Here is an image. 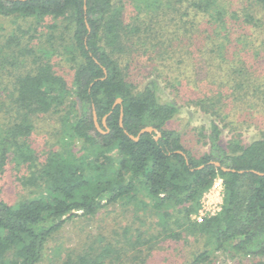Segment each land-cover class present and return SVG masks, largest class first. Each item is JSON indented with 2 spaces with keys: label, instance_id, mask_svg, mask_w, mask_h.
<instances>
[{
  "label": "trees",
  "instance_id": "1",
  "mask_svg": "<svg viewBox=\"0 0 264 264\" xmlns=\"http://www.w3.org/2000/svg\"><path fill=\"white\" fill-rule=\"evenodd\" d=\"M156 1L187 6L188 16L213 24L216 33L224 30L225 37L230 31L227 17H240L243 24L264 31L261 14L251 11L255 7L264 11V0L141 3L151 7ZM158 9L154 7L152 12ZM122 14L116 0H0V16L10 27L0 37V72H6L8 88L7 100L0 98V174L9 153L14 157L18 152L16 155L34 168L36 191H41L14 204L0 199V264H38L46 243L68 220L91 217L110 204L122 202L145 204L146 218L157 217V228L166 220L167 227L155 229L157 236L148 238L139 228L132 235L131 228L124 227L122 237L130 235V247L121 243L125 239L107 240L99 235L92 238L90 252L78 254L73 264H117L125 251L143 238V243L149 244L156 237L180 236L172 228L176 219L171 208L185 210L182 225L186 230L207 234L209 248L184 264L208 263L212 254L220 251L232 257L264 258V175L257 173H264V139L245 144L233 135L224 146L221 129L212 120L209 150L200 155L191 153L180 133L166 127L178 111L175 103L159 101L153 80L136 89L119 68V52L127 49L130 41L124 42L131 36L147 39L146 34L154 29L151 20L147 25L138 22L128 32ZM47 18L51 24H43ZM198 26L199 22L194 26L196 32ZM54 57L71 63V84L55 72ZM242 65L243 69L225 82L238 90H246L248 85L254 93L260 91L262 81L256 79L251 87L255 74ZM238 93L236 98L243 100L245 93ZM117 98L121 103L113 107ZM194 101L204 111L219 113L215 99ZM93 110L103 133L94 124ZM34 113L57 115L62 127L61 138L53 145L58 147L49 149L43 161L17 141L34 128L30 122ZM104 116L106 126L102 124ZM146 126L155 127L160 135L155 138L154 132H144L137 140L129 136H137ZM13 147L17 149L13 151ZM211 161L230 170L224 171ZM217 179L222 181L220 209L201 222L191 221L201 197ZM153 249L150 245L146 252ZM69 261L66 258L61 264Z\"/></svg>",
  "mask_w": 264,
  "mask_h": 264
},
{
  "label": "rangeland",
  "instance_id": "2",
  "mask_svg": "<svg viewBox=\"0 0 264 264\" xmlns=\"http://www.w3.org/2000/svg\"><path fill=\"white\" fill-rule=\"evenodd\" d=\"M116 2L122 6V17L124 24L128 26V32L134 30L139 25L138 22L143 25L149 24L151 20L154 22L151 24L154 29H150V33L146 34L147 39L143 36L138 40L137 36H131L133 39L129 37L124 42L130 41L127 49L119 52V68L136 89H141L147 82L153 80L156 82L159 101L175 103L178 111L167 122L166 127L180 133L191 153L200 155L209 150L207 142L212 120L221 129V143L224 146L233 135L238 136L245 144L255 139H264L263 29L254 30V27L243 24L240 17L237 18L238 20L227 17V29L230 31L225 37L224 30H222L223 34L216 33L212 30L213 24L210 27L200 18H194L191 14L188 16L189 8L182 4L163 5L156 1V4L150 7L143 5L141 0H116ZM154 7L159 9L152 12ZM251 11L256 16L261 14L260 17L264 20V11L258 7ZM149 14H153V18ZM197 22L199 26L196 32L194 26ZM51 23L50 18L43 22V24ZM9 28L8 20L0 16V37L5 35ZM158 33L160 35L156 39ZM52 59L55 72L71 84L73 75L71 63L62 57ZM242 63L255 74L250 83L251 87L254 86L256 79L262 81L263 86L260 87V91L256 90L254 93L248 85L246 90L244 88L238 90L237 87L229 86L231 83L225 82L227 77H234L237 70L240 72V69H243ZM181 70L184 74L180 73ZM5 75L6 72H0L1 100L5 98L7 100L8 97ZM238 92L245 93L243 100L236 98ZM207 97L217 100V108L221 115L213 114L209 110L204 111L199 105H194V100L207 99ZM3 121L5 120L2 117ZM30 122L33 123L34 128L27 136L20 137L17 141L21 143L20 146H27L28 151L32 152L39 161H43L49 149L58 147L53 145H57V140L61 138V123L57 115L41 113L30 115ZM15 149L17 148L13 147V151ZM22 150L25 151L24 148ZM16 154L13 157L9 153L0 174V199L9 204L41 192L36 191L38 188L35 187L37 179L34 168L28 166V163L22 160L23 157ZM218 182L219 179L203 194L198 211L190 216L191 221L199 222L198 218L215 214L220 209L222 188L219 187ZM140 197L148 202L144 196ZM147 204H151L150 201ZM144 208L145 204L113 203L91 217L77 216L68 220L46 243L38 264H61L66 258H70L69 263L73 264L75 258L78 260V254L82 256L85 252H90V247L94 244L92 238L99 235H104L107 240L125 239L126 241L121 243L128 245L129 241L131 242L130 235H126L128 239L122 237L124 227L128 226L132 235L136 234L135 230L139 228L146 234L145 238L150 235L157 236L158 231L155 229L166 228L167 221L163 220L161 227L157 228L154 220L158 218L147 219ZM171 210L176 219L172 228L175 232H180V236L169 239H165L164 236L156 237L149 244H144L143 238L135 245L134 248L137 249L125 251L121 259L116 261L117 264H184L200 251L209 248L207 234L186 230L185 225H182L185 210L179 209L181 212L177 209L171 208ZM142 218L143 221L140 222L139 219ZM131 238L134 240L135 236ZM150 245L154 249L147 253L146 249ZM139 249H142V252L136 251ZM96 252L97 249L92 255ZM134 255L137 260L133 261ZM205 264H264V258L232 257L220 251L213 253L211 260Z\"/></svg>",
  "mask_w": 264,
  "mask_h": 264
},
{
  "label": "water",
  "instance_id": "3",
  "mask_svg": "<svg viewBox=\"0 0 264 264\" xmlns=\"http://www.w3.org/2000/svg\"><path fill=\"white\" fill-rule=\"evenodd\" d=\"M104 72H105V70H104ZM120 103H121V99H120V98H117V100H116L115 104L113 105V107H114L116 104H120ZM122 115H123V114L121 113V115H120V126H122ZM93 119H94V124H95L96 128H97L100 132H102V133L105 132V131H103V130L101 129L100 124L98 123V120H97V115H96V113H95L94 110H93ZM102 124H103L104 126H106V116H104V117L102 118ZM144 132H154V133L156 134L155 138H157V137L160 135V132H159L155 127H152V126H146V127L142 128V129L139 131V133L137 134V136H132V135H129V136H130L132 139L137 140L138 137H139L142 133H144ZM210 163L214 164L215 166L221 167V169L224 170V171H229V170H230L229 168H225V167L221 166L220 163L217 162V161H211ZM232 170H233V169H232ZM257 173L260 174V175H264V173H262V172H257Z\"/></svg>",
  "mask_w": 264,
  "mask_h": 264
},
{
  "label": "built area",
  "instance_id": "4",
  "mask_svg": "<svg viewBox=\"0 0 264 264\" xmlns=\"http://www.w3.org/2000/svg\"><path fill=\"white\" fill-rule=\"evenodd\" d=\"M215 182H216V181H215ZM215 182H214V184H215ZM221 182H222L221 179H219L218 185H219V187L222 188ZM214 184H213V185H214ZM216 184H217V183H216ZM198 221L201 222V221H202V218H198Z\"/></svg>",
  "mask_w": 264,
  "mask_h": 264
}]
</instances>
